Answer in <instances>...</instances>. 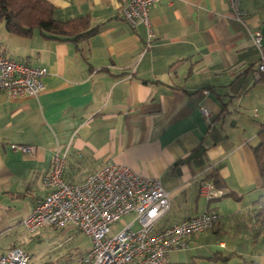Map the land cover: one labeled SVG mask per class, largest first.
<instances>
[{"label":"crops","instance_id":"obj_1","mask_svg":"<svg viewBox=\"0 0 264 264\" xmlns=\"http://www.w3.org/2000/svg\"><path fill=\"white\" fill-rule=\"evenodd\" d=\"M47 1L60 18L86 16L95 31L76 43L38 29L14 35L0 21V53L47 69L37 95L0 90V253L16 246L60 151L69 183L111 163L159 180L170 208L157 229L207 210L220 215L217 227L170 252V264H264V244L252 243L235 218L264 193L253 155L264 81L254 73L252 41L260 31L264 45V0H240L241 19L226 0H160L149 7L148 48L145 27L121 18L118 0ZM211 170L221 186L207 177ZM203 182L213 198L200 194Z\"/></svg>","mask_w":264,"mask_h":264},{"label":"built area","instance_id":"obj_2","mask_svg":"<svg viewBox=\"0 0 264 264\" xmlns=\"http://www.w3.org/2000/svg\"><path fill=\"white\" fill-rule=\"evenodd\" d=\"M160 0H118V11L131 26L142 24L146 29L145 48L154 37L149 7ZM230 13L241 19L245 11L240 0H226ZM259 52L255 76L264 72V45L260 31L252 34ZM47 69L14 60L0 53V90L11 96L37 95L44 88ZM205 116L207 108H201ZM21 153L33 154L30 145L12 144ZM66 153L56 151L51 165L43 176L44 197L22 220L29 232L50 225L55 228L68 223L90 238V247L79 259V264H170L172 251L187 248V237L213 229L220 215L207 210L157 229V221L170 208V196L162 183L154 178L139 176L127 166L105 164L89 173L81 183H69L63 178ZM211 184L203 182L199 192L207 199L216 194ZM135 217L116 233L109 235L111 226L128 213ZM138 227L133 228L134 222ZM28 253L13 246L0 253V264H28Z\"/></svg>","mask_w":264,"mask_h":264},{"label":"trees","instance_id":"obj_3","mask_svg":"<svg viewBox=\"0 0 264 264\" xmlns=\"http://www.w3.org/2000/svg\"><path fill=\"white\" fill-rule=\"evenodd\" d=\"M0 21H3L6 31L14 35L27 36L33 29H38L48 38L69 39L76 43L85 40L95 31L89 28L86 16L60 18L56 8L47 0H0ZM259 78L264 81V72L260 73ZM257 136L253 155L264 188V122ZM207 177L213 185H222L219 175L213 170ZM235 218L239 229H245L252 243L264 244V193L248 212L238 214Z\"/></svg>","mask_w":264,"mask_h":264},{"label":"rangeland","instance_id":"obj_4","mask_svg":"<svg viewBox=\"0 0 264 264\" xmlns=\"http://www.w3.org/2000/svg\"><path fill=\"white\" fill-rule=\"evenodd\" d=\"M200 199L203 201L204 198ZM134 217L133 212L120 217L111 226L109 235L119 231ZM137 227L138 222L135 221L133 228ZM90 243V238L86 234L68 223L58 228L44 225L33 232L21 228L16 235L14 245L23 248L28 253V264H79V259L90 247Z\"/></svg>","mask_w":264,"mask_h":264}]
</instances>
